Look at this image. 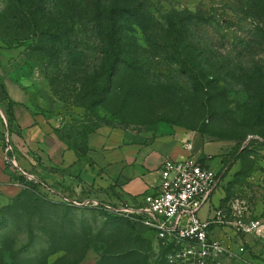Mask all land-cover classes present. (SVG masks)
<instances>
[{"label": "rangeland", "instance_id": "374dc122", "mask_svg": "<svg viewBox=\"0 0 264 264\" xmlns=\"http://www.w3.org/2000/svg\"><path fill=\"white\" fill-rule=\"evenodd\" d=\"M109 9L122 11L114 16L117 34L134 61L118 66L113 95L93 94L105 84ZM0 42L16 49L0 68V158L19 173L6 163L9 145L8 156L28 179L77 201L63 219L62 208L51 205L60 202L40 184L18 186L0 223V255L32 237L36 252L28 257L47 254L48 263L95 264L99 249L134 246L145 264H168L153 232L113 209L124 201L87 200L84 186L43 179L36 167H53L57 140L88 159L108 133L135 139L177 130L192 133L193 153L202 150L208 165L222 171L212 201L219 193L222 206L238 200L260 220L258 232L247 236L244 264H264V0H0ZM12 89L42 117V147L7 121ZM128 228L133 244L120 235ZM49 234L61 240L48 254Z\"/></svg>", "mask_w": 264, "mask_h": 264}, {"label": "built area", "instance_id": "2783aa9c", "mask_svg": "<svg viewBox=\"0 0 264 264\" xmlns=\"http://www.w3.org/2000/svg\"><path fill=\"white\" fill-rule=\"evenodd\" d=\"M184 145L191 148L188 142ZM10 150L6 145V163L27 178L15 156H8ZM158 171L159 183L153 190L144 193L134 205L113 209L124 213L131 223L153 232L168 264H244L248 255L246 237L258 232L260 220L250 217L238 200L226 208L208 205L205 216L199 214L212 192L220 187L222 171L198 160L172 158L164 159ZM35 182L56 201L77 203L66 192Z\"/></svg>", "mask_w": 264, "mask_h": 264}, {"label": "crops", "instance_id": "0c3cea01", "mask_svg": "<svg viewBox=\"0 0 264 264\" xmlns=\"http://www.w3.org/2000/svg\"><path fill=\"white\" fill-rule=\"evenodd\" d=\"M15 51L16 49L5 47L0 42V68ZM9 96L12 101L13 123L21 135L30 145L33 141L36 146L45 145L46 130H43L45 127L42 117L30 111L24 95L12 89ZM127 136L131 135L122 132L108 133L98 143V148L87 152L88 159L76 157L71 149L57 140V155L50 162L53 167L43 170L42 166L45 165H41L36 169L43 179L56 184L84 186L90 191L87 200L99 201L108 206L107 202L121 199L127 206H131L159 183L158 168L164 159H191L207 163L202 150L198 149L193 153L192 141L195 137L192 133L175 130L152 137L133 139ZM185 142L190 143L191 148H185ZM18 186L20 185L16 175L4 166L0 158V208L18 192ZM218 189L219 187L215 191ZM215 191L210 195L209 208H226L230 202L222 206L220 193L217 194L215 202L212 201ZM210 213L212 214L211 211Z\"/></svg>", "mask_w": 264, "mask_h": 264}, {"label": "trees", "instance_id": "16d2710c", "mask_svg": "<svg viewBox=\"0 0 264 264\" xmlns=\"http://www.w3.org/2000/svg\"><path fill=\"white\" fill-rule=\"evenodd\" d=\"M115 12L117 15L111 9H109L105 13V16L107 19L106 36H107V40H108V44H109V50L107 52L108 53V56H107L108 57V65L104 70L103 79H105V84L103 86L99 85V86L93 87V89H95L93 94H100L101 92H104L105 95H108V94L113 95L112 93L115 91V85H114L113 79L116 78V76L119 72L118 66H120L122 64H126L127 66L133 65L134 60L130 57L127 58L124 56V54L126 52L125 51L126 48L124 46H126V45H123V42H122L123 39L120 38V36L117 34L118 28L116 26L117 25L116 17L118 15L119 16L122 15V11L118 10ZM114 16H116V17H114ZM56 37L59 38L60 36H56ZM6 45H8V44H6ZM133 78L135 79L134 76H133ZM6 111H7V115H8L7 121L13 123L14 116H13V111H12V101L7 103V110ZM8 154H9V152H8ZM13 173L16 175V179L18 180V183L20 186H22L26 183H29V184L33 185L34 187H36L37 189H38V187H40L39 183H37L33 180L27 179L24 175H22L20 173H15L14 171H13ZM51 205L58 206L59 208H62V210H63L62 212L64 214V215H62L63 219H66L69 216L67 209H69V206H71V204L64 203V202H60V203L51 202ZM9 206L10 205L7 204V205L0 208V217L2 219L0 221V223L2 221H3L2 223H5V220H4L5 214L4 213H5L6 209L9 208ZM59 227H61V226H59ZM49 232H51V231H49ZM120 235L122 236V241L124 244H129V243L131 244V242L133 244V242L137 240V238L134 237L133 232L131 230L129 231V228L126 229V231L121 230ZM57 240L60 241L61 239L54 238L53 234L48 235V240H47L48 241L47 242L48 243V247H47L48 254L51 253L50 249L52 246L53 247L55 246ZM101 241L102 242L105 241V243H107L109 241V237L104 238ZM35 246H36V244L34 242V238L31 237L29 239V241H27L24 245L20 246L16 252H10L8 257L4 258V256L0 255V264H54V263H48L47 262V254L44 258H43V255H41V257H37L36 255L28 257L29 253L34 254L36 252ZM85 249H87V248H85ZM139 250H140V248H138V247L129 246L125 250H122V251H117V250L109 251L105 247L103 249H99V259L96 261L95 264H145V258L141 254H139ZM38 253H39V250L37 251V254ZM162 253L164 254L163 250H162Z\"/></svg>", "mask_w": 264, "mask_h": 264}]
</instances>
